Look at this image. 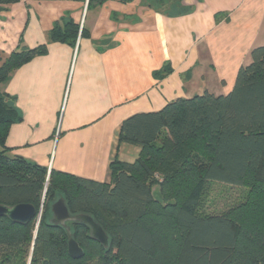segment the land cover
Returning <instances> with one entry per match:
<instances>
[{"label": "trees", "instance_id": "obj_1", "mask_svg": "<svg viewBox=\"0 0 264 264\" xmlns=\"http://www.w3.org/2000/svg\"><path fill=\"white\" fill-rule=\"evenodd\" d=\"M21 1L0 0V11ZM80 32L66 18L49 32V43L74 45ZM45 53L43 45L0 61V205L42 209L38 228L37 217L26 225L0 218V264H264V46L252 49L228 95L178 99L126 119L119 144L140 153L134 162L116 157L109 183L8 155L6 137L20 116L1 86ZM214 184L239 194L222 211L208 212ZM61 198L72 215L102 226L107 247L83 223L51 224ZM68 230L84 251L81 259L69 255Z\"/></svg>", "mask_w": 264, "mask_h": 264}, {"label": "crops", "instance_id": "obj_2", "mask_svg": "<svg viewBox=\"0 0 264 264\" xmlns=\"http://www.w3.org/2000/svg\"><path fill=\"white\" fill-rule=\"evenodd\" d=\"M66 18L80 26L76 43H49ZM43 45L1 86L20 116L8 155L109 183L116 157L140 153L119 144L126 119L232 92L252 49L264 46V0H22L0 11V61Z\"/></svg>", "mask_w": 264, "mask_h": 264}, {"label": "water", "instance_id": "obj_3", "mask_svg": "<svg viewBox=\"0 0 264 264\" xmlns=\"http://www.w3.org/2000/svg\"><path fill=\"white\" fill-rule=\"evenodd\" d=\"M52 218L50 220L52 225L56 226H67L69 223H83L87 225L91 230V237L107 247L109 245V237L106 232L99 225L93 217L86 214H78L72 215L64 201V199L57 200L52 205ZM6 217L10 221L26 225L29 224L36 217L38 219L37 228L39 226L41 217H42V209L38 213L35 206L31 204H19L13 207L0 205V218ZM69 232V242H68V251L69 255L75 259H81L84 256V251L78 244V242L73 238L72 234Z\"/></svg>", "mask_w": 264, "mask_h": 264}, {"label": "rangeland", "instance_id": "obj_4", "mask_svg": "<svg viewBox=\"0 0 264 264\" xmlns=\"http://www.w3.org/2000/svg\"><path fill=\"white\" fill-rule=\"evenodd\" d=\"M239 194L238 189L231 188L222 184H214L211 188V193L206 201L208 212L222 211L226 204L234 200ZM155 197L160 199L159 190L155 192ZM38 223V219H37ZM70 227V225H68Z\"/></svg>", "mask_w": 264, "mask_h": 264}, {"label": "built area", "instance_id": "obj_5", "mask_svg": "<svg viewBox=\"0 0 264 264\" xmlns=\"http://www.w3.org/2000/svg\"><path fill=\"white\" fill-rule=\"evenodd\" d=\"M50 171V170H49Z\"/></svg>", "mask_w": 264, "mask_h": 264}]
</instances>
